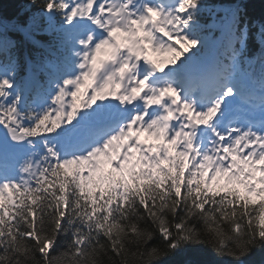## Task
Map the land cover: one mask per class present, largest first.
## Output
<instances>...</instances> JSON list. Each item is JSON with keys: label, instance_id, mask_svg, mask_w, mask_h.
I'll list each match as a JSON object with an SVG mask.
<instances>
[{"label": "trees", "instance_id": "1", "mask_svg": "<svg viewBox=\"0 0 264 264\" xmlns=\"http://www.w3.org/2000/svg\"><path fill=\"white\" fill-rule=\"evenodd\" d=\"M186 37L209 42L232 12L231 35L220 62L247 60L264 76V0H190ZM69 0H0V62L18 77L25 54L35 89L66 70L72 21ZM30 23L23 39L18 26ZM185 37V36H184ZM175 47L154 49L155 61L170 67ZM39 84V85H38ZM169 154L149 174L109 164L106 179L88 180L61 160L54 173L41 169L29 185H7L8 205L0 213V264H264V182L253 192L226 174L217 177L204 159L200 175L174 138ZM201 158V154H200Z\"/></svg>", "mask_w": 264, "mask_h": 264}, {"label": "rangeland", "instance_id": "2", "mask_svg": "<svg viewBox=\"0 0 264 264\" xmlns=\"http://www.w3.org/2000/svg\"><path fill=\"white\" fill-rule=\"evenodd\" d=\"M168 25H166V27H167ZM169 32H172V30H169ZM172 40H174V39H172ZM171 40V41H172ZM217 42V41H216ZM178 46L183 50V52L182 53H184L186 56H187V58H188V60L189 61H198V60H200V58H202L201 56H199V55H197V56H193L191 53H192V50H195V51H197V48H195V47H193L191 44H185V43H183V44H179L178 43ZM177 81H175V83H176ZM175 86H176V88L177 89H179L180 90V93L182 94V96H186V95H191V84H189V83H183L182 85H177V84H175ZM185 89H188V90H186V91H184ZM201 93H199L198 94V96L200 95ZM6 134H7V129H6V127H4V126H2L1 128H0V140H3V139H5L6 138ZM0 147H3V148H5V147H7V146H4V145H1L0 144ZM10 176L11 177H14V174H13V172H10Z\"/></svg>", "mask_w": 264, "mask_h": 264}, {"label": "bare ground", "instance_id": "3", "mask_svg": "<svg viewBox=\"0 0 264 264\" xmlns=\"http://www.w3.org/2000/svg\"><path fill=\"white\" fill-rule=\"evenodd\" d=\"M0 29H1V26H0ZM214 61V60H213Z\"/></svg>", "mask_w": 264, "mask_h": 264}]
</instances>
